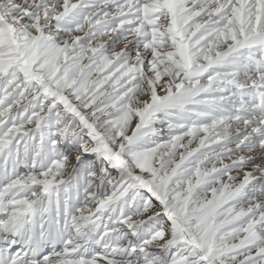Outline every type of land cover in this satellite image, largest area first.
<instances>
[{"label": "snow or ice", "instance_id": "obj_1", "mask_svg": "<svg viewBox=\"0 0 264 264\" xmlns=\"http://www.w3.org/2000/svg\"><path fill=\"white\" fill-rule=\"evenodd\" d=\"M0 264H264V0H0Z\"/></svg>", "mask_w": 264, "mask_h": 264}]
</instances>
